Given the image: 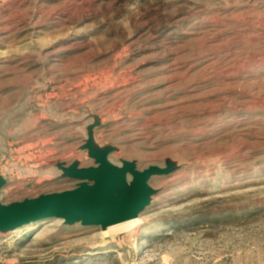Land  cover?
<instances>
[{
    "label": "rangeland",
    "instance_id": "1",
    "mask_svg": "<svg viewBox=\"0 0 264 264\" xmlns=\"http://www.w3.org/2000/svg\"><path fill=\"white\" fill-rule=\"evenodd\" d=\"M94 114L113 163L179 169L129 230L44 220L0 264H264V0H0V200L73 188Z\"/></svg>",
    "mask_w": 264,
    "mask_h": 264
},
{
    "label": "water",
    "instance_id": "2",
    "mask_svg": "<svg viewBox=\"0 0 264 264\" xmlns=\"http://www.w3.org/2000/svg\"><path fill=\"white\" fill-rule=\"evenodd\" d=\"M87 127V139L81 146L93 159L94 165L82 166L79 160L71 163L57 160L53 164L61 171L59 178L75 181V186L60 192L41 194L9 204L0 200V233H9L24 226L48 219H60L65 225L109 227L139 218L152 204L159 189L151 185L156 176H167L179 169L171 159L166 166L150 165L140 169L136 161H110L118 151L114 145H100L95 129L101 125L98 115ZM7 184L0 168V191Z\"/></svg>",
    "mask_w": 264,
    "mask_h": 264
},
{
    "label": "bare ground",
    "instance_id": "3",
    "mask_svg": "<svg viewBox=\"0 0 264 264\" xmlns=\"http://www.w3.org/2000/svg\"><path fill=\"white\" fill-rule=\"evenodd\" d=\"M138 223H139L138 221H135V219H133V220H130V221H128L127 223H125L123 225H118L117 224V225H115V227H111L112 229H109L108 232H110V230H114V228L116 229L115 231L121 230V229H124V228H125V231H126V230H129L130 228L136 226Z\"/></svg>",
    "mask_w": 264,
    "mask_h": 264
},
{
    "label": "trees",
    "instance_id": "4",
    "mask_svg": "<svg viewBox=\"0 0 264 264\" xmlns=\"http://www.w3.org/2000/svg\"><path fill=\"white\" fill-rule=\"evenodd\" d=\"M48 264V263H47Z\"/></svg>",
    "mask_w": 264,
    "mask_h": 264
}]
</instances>
